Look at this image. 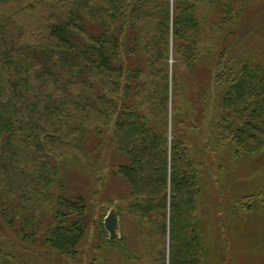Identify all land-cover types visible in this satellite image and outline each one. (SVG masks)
<instances>
[{"label": "trees", "instance_id": "16d2710c", "mask_svg": "<svg viewBox=\"0 0 264 264\" xmlns=\"http://www.w3.org/2000/svg\"><path fill=\"white\" fill-rule=\"evenodd\" d=\"M245 2L0 0L4 224L22 240L77 256L90 191L72 192L66 169H95L110 140L114 174L130 187L127 213L160 248L158 264H205L196 216L202 173L182 126L196 130L218 92V142H231L237 156L264 152V61L230 56ZM98 180L94 192L103 194L106 177ZM107 242L135 256L123 240ZM2 256L0 264H25Z\"/></svg>", "mask_w": 264, "mask_h": 264}, {"label": "rangeland", "instance_id": "374dc122", "mask_svg": "<svg viewBox=\"0 0 264 264\" xmlns=\"http://www.w3.org/2000/svg\"><path fill=\"white\" fill-rule=\"evenodd\" d=\"M245 1L230 29L234 33L230 56L242 61L259 53L264 61V0ZM218 97V92L213 93L207 114L196 130L183 125L181 133L201 167L202 193L196 216L204 263L264 264V152L237 156L231 142H218L211 129ZM117 163L109 140L95 160V169L77 163L67 166L69 189L74 193L75 188L90 191L86 194L89 223L77 256L70 258L47 245L22 240L0 217V260L5 253L14 254L17 262L25 264H158L160 248L152 246L140 223L127 213L130 187L114 174ZM98 176L106 177L103 194L94 192L100 185ZM112 212L118 216L115 240H123L122 244L135 254L132 258L107 242L111 239L105 219Z\"/></svg>", "mask_w": 264, "mask_h": 264}, {"label": "water", "instance_id": "95a60500", "mask_svg": "<svg viewBox=\"0 0 264 264\" xmlns=\"http://www.w3.org/2000/svg\"><path fill=\"white\" fill-rule=\"evenodd\" d=\"M105 228L110 234V239L115 240L118 236V216L115 212L110 213L105 219Z\"/></svg>", "mask_w": 264, "mask_h": 264}]
</instances>
